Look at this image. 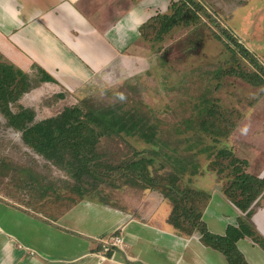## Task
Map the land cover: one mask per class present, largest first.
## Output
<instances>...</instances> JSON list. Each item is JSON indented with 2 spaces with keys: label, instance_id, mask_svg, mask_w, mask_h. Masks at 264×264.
I'll return each mask as SVG.
<instances>
[{
  "label": "rangeland",
  "instance_id": "374dc122",
  "mask_svg": "<svg viewBox=\"0 0 264 264\" xmlns=\"http://www.w3.org/2000/svg\"><path fill=\"white\" fill-rule=\"evenodd\" d=\"M196 1L203 9L189 22L183 20L160 36L148 29L135 45L141 58L133 60V70L130 60L121 58L118 71H105L83 89L68 91L41 81L38 67L21 68L29 74L31 88L11 103L13 111L20 105L32 108L35 120L75 104L115 107L143 119L152 127L155 142L139 132L123 131L102 138L100 150L115 165L146 159L144 172L156 182L117 168L110 177L100 179L98 173L89 178L87 191L67 170L28 145L0 109V209L11 205L6 198L11 197L52 216L83 199L120 205L128 197L136 200L155 192L171 205L170 217L176 186L184 190L180 211L194 209L190 213L195 214L207 203L206 182L211 179L238 198L237 167L253 177L264 174V82L253 84L229 72H262L264 0ZM238 43L251 54L244 55ZM0 59L12 63L1 54ZM13 217L12 212L11 221L1 220L2 226L28 244V231L22 232L26 225L16 228Z\"/></svg>",
  "mask_w": 264,
  "mask_h": 264
},
{
  "label": "crops",
  "instance_id": "0c3cea01",
  "mask_svg": "<svg viewBox=\"0 0 264 264\" xmlns=\"http://www.w3.org/2000/svg\"><path fill=\"white\" fill-rule=\"evenodd\" d=\"M171 1L0 0V54L28 71L42 68L60 88L80 90L99 74L118 71L121 58L130 60L133 70V60L141 58L135 47L141 25L167 11ZM212 180L206 182L210 194L202 218L210 232L224 235L247 212ZM6 198L11 205L0 209V221H11L13 212L16 228L26 225L22 232L28 231L30 242L22 243L0 222V264H229L198 233L173 226L171 205L155 192L128 197L120 205L83 199L57 217ZM251 208L249 220L264 237L262 195ZM116 231L123 234V244L101 259L102 241ZM237 245L249 264H264V249L250 235Z\"/></svg>",
  "mask_w": 264,
  "mask_h": 264
},
{
  "label": "trees",
  "instance_id": "16d2710c",
  "mask_svg": "<svg viewBox=\"0 0 264 264\" xmlns=\"http://www.w3.org/2000/svg\"><path fill=\"white\" fill-rule=\"evenodd\" d=\"M199 9H203V6L196 0H172L167 11L157 13L141 25V36L146 37L149 28L156 29V35L160 36L171 30L179 22L188 21L189 17L197 14ZM237 45L243 48L244 55L251 54L241 44L238 43ZM252 60L254 61V59ZM259 67L261 73H247L238 70L229 72L240 74L247 81L259 84L264 82V66L259 65ZM39 69L42 73L41 81L56 82L47 71L42 68ZM30 88L28 73L13 63L0 59V109L8 117L10 125L23 132L25 142L37 153L44 155L45 158L54 161L55 164L67 170L81 187L90 191V187L85 185L90 182L89 178H93V176L97 178L95 174L98 173L100 179L104 176L110 177L112 173L119 172L115 171L117 168L123 173H136L137 179L156 182L153 178L148 179L149 177L144 172L145 164L148 163L146 159L139 158L127 161L126 166L123 164L115 165L100 150L102 138L116 133L120 134L123 131L139 132L147 141L155 142L152 127L147 126L143 119L136 118L125 111L119 112L115 107L88 109L80 104H75L66 106L57 115L35 120V111L32 108L20 105L18 111H13L11 105ZM129 120L130 123L127 122ZM148 130H151L152 133H148ZM236 169L237 180L234 184L239 188L240 195L238 198H233L231 193L224 192L242 211L247 212L248 217L252 213L253 202L261 195L264 198V177H253L239 167ZM173 188H175V197L173 198L175 205L169 222L182 233L188 235L198 233L206 245L220 250L229 264H249L237 245L239 239L245 235L255 236L256 241L264 248V238L258 235L246 217L239 219L238 225H229L224 235L210 232L202 218L203 209L193 214L190 212H194V209L191 211L184 207L185 211L181 212L179 202L185 199L184 190L176 186ZM174 192L172 191V193ZM68 208L60 213H52V216L57 217ZM47 214L49 213L45 215ZM47 216H51V213Z\"/></svg>",
  "mask_w": 264,
  "mask_h": 264
},
{
  "label": "built area",
  "instance_id": "2783aa9c",
  "mask_svg": "<svg viewBox=\"0 0 264 264\" xmlns=\"http://www.w3.org/2000/svg\"><path fill=\"white\" fill-rule=\"evenodd\" d=\"M124 242L123 234L120 231H116L111 235L109 239L102 241V251L99 252L101 259H107L108 254L114 251L115 247H120Z\"/></svg>",
  "mask_w": 264,
  "mask_h": 264
}]
</instances>
